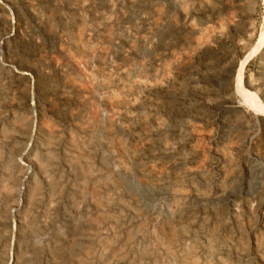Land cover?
<instances>
[{
	"label": "rangeland",
	"instance_id": "1",
	"mask_svg": "<svg viewBox=\"0 0 264 264\" xmlns=\"http://www.w3.org/2000/svg\"><path fill=\"white\" fill-rule=\"evenodd\" d=\"M263 9L0 0V264H264Z\"/></svg>",
	"mask_w": 264,
	"mask_h": 264
},
{
	"label": "bare ground",
	"instance_id": "2",
	"mask_svg": "<svg viewBox=\"0 0 264 264\" xmlns=\"http://www.w3.org/2000/svg\"><path fill=\"white\" fill-rule=\"evenodd\" d=\"M262 4L264 8V0H262ZM263 48H264V29L255 48L251 50L249 49L248 50L249 53L238 64L233 79V91L235 96H238L242 100V103L248 109L252 110L257 116L262 117L264 119V102L256 94L249 91L244 85V69L248 62L249 57L256 54V52H258L260 49Z\"/></svg>",
	"mask_w": 264,
	"mask_h": 264
},
{
	"label": "water",
	"instance_id": "3",
	"mask_svg": "<svg viewBox=\"0 0 264 264\" xmlns=\"http://www.w3.org/2000/svg\"><path fill=\"white\" fill-rule=\"evenodd\" d=\"M235 72H236V68H235V69H233V71H232V77H234V75H235Z\"/></svg>",
	"mask_w": 264,
	"mask_h": 264
}]
</instances>
